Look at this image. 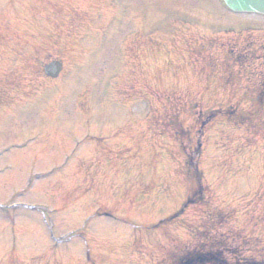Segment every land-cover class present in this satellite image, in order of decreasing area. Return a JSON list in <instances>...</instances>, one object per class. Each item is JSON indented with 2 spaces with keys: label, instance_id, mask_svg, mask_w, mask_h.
<instances>
[{
  "label": "rangeland",
  "instance_id": "obj_1",
  "mask_svg": "<svg viewBox=\"0 0 264 264\" xmlns=\"http://www.w3.org/2000/svg\"><path fill=\"white\" fill-rule=\"evenodd\" d=\"M37 1L0 0L4 23L0 30H10V18L11 29L21 35L27 10L39 16L47 7L54 14L50 1L56 0ZM64 2L69 8H60L62 22H52L48 14L38 20L39 28L52 32L56 40L41 57L33 53L34 63L20 68L16 59L0 53V62L6 59L0 65V105L12 94L21 97L7 109L13 114L0 111V150L12 147L0 161V169L12 171L0 174V264L6 262L11 228L20 231L15 246L27 262L51 246L48 229L42 232L50 226L56 237H65L62 257L73 256V263L84 259L85 235L93 246L94 264H167L164 257L183 250V227L195 217L189 213L197 205L188 206L171 222L163 221L178 210L185 196L175 162V122L188 132L185 154L198 148L205 177L202 187L208 195L205 210L221 209L224 220L230 221L219 223L213 218L217 234L248 227L250 233L240 238L250 240L240 251L264 260V131L246 125L232 128L220 114L203 117L201 109L207 104L199 101L194 78L198 59L210 55L203 50L218 55L214 48H221L218 42L233 37L221 30L228 27L229 15L217 13V0ZM72 9L87 16L90 25L65 32L72 18L77 21L70 16ZM164 25L173 28L172 54L148 58L147 52L136 48L139 31L145 36L154 30L153 38L161 41L168 31L157 27ZM202 45L203 50L198 47ZM115 53L123 60L120 64L113 58ZM46 54L63 59L65 72L57 81L38 74ZM166 58L168 63L160 71ZM166 67L172 73L183 71L182 78L170 77ZM169 95L181 99L174 102L167 99ZM69 133L77 137L67 143L64 136ZM19 144L32 148L14 151ZM150 147L157 151L148 152ZM65 155L68 160L63 164ZM105 159L109 164L104 165ZM222 165L226 170L220 169ZM58 169L61 172L54 178L26 184L29 174ZM35 203L47 208L20 206ZM104 212L113 217L103 216ZM44 213L51 218L46 220ZM96 213L102 217L93 216ZM138 226L159 229H142L134 244L131 232ZM188 232L190 239L189 227Z\"/></svg>",
  "mask_w": 264,
  "mask_h": 264
},
{
  "label": "water",
  "instance_id": "obj_2",
  "mask_svg": "<svg viewBox=\"0 0 264 264\" xmlns=\"http://www.w3.org/2000/svg\"><path fill=\"white\" fill-rule=\"evenodd\" d=\"M234 9L264 12V0H225Z\"/></svg>",
  "mask_w": 264,
  "mask_h": 264
}]
</instances>
